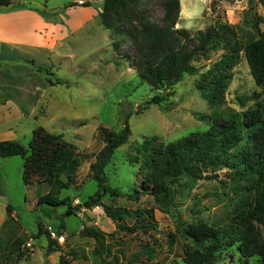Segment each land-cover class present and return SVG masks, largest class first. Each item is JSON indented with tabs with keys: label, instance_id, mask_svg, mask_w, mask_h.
Returning a JSON list of instances; mask_svg holds the SVG:
<instances>
[{
	"label": "rangeland",
	"instance_id": "374dc122",
	"mask_svg": "<svg viewBox=\"0 0 264 264\" xmlns=\"http://www.w3.org/2000/svg\"><path fill=\"white\" fill-rule=\"evenodd\" d=\"M72 1L11 0L12 6L33 7L61 23L67 18L64 11L68 6L64 5ZM94 1L91 7L101 9V3ZM179 1L177 28L203 30L217 21L225 22L234 27L239 42L245 43L257 36L247 22L256 15L263 18L258 29L264 31L260 0ZM55 7L63 8L51 13ZM154 16L156 20L161 16L159 8ZM1 50L0 131L7 129L11 140L29 147L32 131L41 127L61 134L79 152L89 153L100 148L93 137L99 126L118 131L127 123L130 136L106 166L105 186L128 196L115 198L106 193L100 202L115 215L128 212L130 218L122 222L127 226L134 223L135 211L151 210L156 229L128 234L116 228L102 206L87 207L85 202L99 190L95 181L84 182L87 163L78 169L79 185L57 194L59 199L68 198L69 204L57 206L38 205L48 186L36 184L25 190L21 170L12 162L4 163L0 165V218L7 204L11 214L0 229V264H185L183 250L191 243L183 232L199 223L223 233L226 242L235 240L231 247H223L217 264H244L235 249L242 238L248 243H264L263 225L256 220L258 212L247 210L254 176L230 167L229 152L215 154L213 159L218 161L203 167L199 177L183 174L166 181L169 195L163 204H157L141 188L148 170L137 147L145 139L154 137L158 147L207 130L213 116L259 109L262 95L242 52L224 71L231 79L223 100L208 102L198 84L224 53L219 48L193 62L197 68L194 75L156 89L138 78L125 55L133 58V52L125 44L115 47L98 18L67 33L48 55H27L7 47ZM155 96L163 100L149 104ZM258 138L264 143V130ZM12 160L21 162L22 158ZM135 190L141 192L137 200L130 197ZM51 231L62 236L64 243L52 239ZM256 259L248 264H257Z\"/></svg>",
	"mask_w": 264,
	"mask_h": 264
},
{
	"label": "trees",
	"instance_id": "16d2710c",
	"mask_svg": "<svg viewBox=\"0 0 264 264\" xmlns=\"http://www.w3.org/2000/svg\"><path fill=\"white\" fill-rule=\"evenodd\" d=\"M260 3L264 8V0H260ZM16 5L12 6L11 0H0V9L10 6L29 8ZM158 8L161 16L156 20L154 15ZM179 15V0H102L99 20L109 30L115 47L125 44L133 52V58L125 54L126 58L138 78L152 89L174 85L183 76L194 75L197 68L193 62L206 58L212 48H219L224 53L215 68L202 74L198 84L202 98L208 102L223 100L231 79L224 71L236 63L242 52L262 99L255 112L213 116L207 130L165 145L156 147L154 137L145 139L137 147L148 170L141 188L148 191L157 204H163L169 195L166 181H175L183 174L199 177L203 167L218 161L217 157L213 159L215 154L229 152L230 167L240 168L254 176L253 198L247 210L258 212L256 220L264 229V143L258 138V134L264 130V31L258 29L263 18L255 15L254 20H247L257 36L242 43L234 27L225 22L217 21L203 30L177 28ZM162 100V97L155 96L149 104H158ZM130 133L127 123L118 131L99 126L93 137L100 143V148L87 153L79 152L61 134L49 133L38 127L32 131L29 147L16 140H0V159L21 157L23 183L27 186L46 184L49 191L39 196L37 204L51 206L69 204L68 198L59 199L57 194L61 189L79 185L76 182L78 169L87 163L88 172L84 182L95 181L99 190L88 198L85 205L102 206L116 228L128 234H135L138 229L155 231L156 222L151 210L135 211L134 223L127 226L122 222L130 218L128 212L115 215L100 202V197L106 193L115 198L128 196L118 188L105 186V168L113 153L127 142ZM134 193L130 197L137 200L141 192L135 190ZM6 210L10 213L8 206ZM183 233L191 243L190 248L183 250L185 264H217L223 247H231L235 241L231 239L226 242L223 233L202 223L188 226ZM240 241L235 249L244 264H248L252 258H257V264H264V243L257 240L248 243L243 238Z\"/></svg>",
	"mask_w": 264,
	"mask_h": 264
},
{
	"label": "crops",
	"instance_id": "0c3cea01",
	"mask_svg": "<svg viewBox=\"0 0 264 264\" xmlns=\"http://www.w3.org/2000/svg\"><path fill=\"white\" fill-rule=\"evenodd\" d=\"M76 1L74 0L64 5L68 7L64 11L67 14V18L63 20V23L47 19L39 10L30 6L27 9H17L12 6L7 9H0V53L2 51L1 48L7 47L27 55H48L55 48L57 41L64 39L67 33L76 29L81 30L88 21L99 19L101 9L95 6V11L91 7V4H96L95 1H89L88 6L77 5ZM97 1L101 3L102 7V0ZM62 8L55 7L49 11L56 13ZM11 138V133L7 129L0 131V140H11ZM12 159L14 157L2 159L3 161H0V165L12 162L17 166V170H21L22 176L23 160L16 162V160ZM24 186L25 190H28L29 187L25 184ZM7 206L9 209L11 207L9 204L4 206L5 213L0 218V229L11 214V209L10 213H7Z\"/></svg>",
	"mask_w": 264,
	"mask_h": 264
},
{
	"label": "built area",
	"instance_id": "2783aa9c",
	"mask_svg": "<svg viewBox=\"0 0 264 264\" xmlns=\"http://www.w3.org/2000/svg\"><path fill=\"white\" fill-rule=\"evenodd\" d=\"M76 3H77V5L84 6L87 3V1L86 0H77ZM50 234H51L52 239H54L58 244L64 243V238L62 236L56 234L53 231H51ZM26 245H27V247H30L31 244H30V242H28Z\"/></svg>",
	"mask_w": 264,
	"mask_h": 264
}]
</instances>
